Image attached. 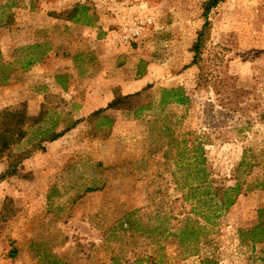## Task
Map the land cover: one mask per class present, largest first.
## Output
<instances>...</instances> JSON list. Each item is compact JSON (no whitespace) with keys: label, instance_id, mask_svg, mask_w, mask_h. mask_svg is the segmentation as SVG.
<instances>
[{"label":"rangeland","instance_id":"rangeland-1","mask_svg":"<svg viewBox=\"0 0 264 264\" xmlns=\"http://www.w3.org/2000/svg\"><path fill=\"white\" fill-rule=\"evenodd\" d=\"M206 1L0 0V112L23 103L30 116L45 112L13 155L80 122L0 181V264H264V243L240 233L264 206V0H223L195 65ZM78 3L95 25L54 15ZM203 72L232 76L257 108L223 111L210 86L199 89ZM147 86L152 110H110L108 137L92 135L89 116L115 90ZM179 87L189 105L158 106L161 89ZM195 136L215 184L247 190L229 211L199 208L181 188L198 180L179 157L194 161ZM15 159L0 161V177ZM186 218L207 234L183 236Z\"/></svg>","mask_w":264,"mask_h":264},{"label":"trees","instance_id":"trees-1","mask_svg":"<svg viewBox=\"0 0 264 264\" xmlns=\"http://www.w3.org/2000/svg\"><path fill=\"white\" fill-rule=\"evenodd\" d=\"M223 0H207L203 6V17L205 23L198 36L197 43L193 49L194 59L193 64H199L201 60L203 45L206 42L209 31L211 28V22L209 17L212 11L217 8ZM90 12V7L85 4L78 3L71 10H66L59 14H54L56 18L65 20L73 23H86V25L93 26L95 21ZM202 72V71H201ZM199 89L211 87L217 95L218 103L223 111L228 109L233 113L239 114L240 116L245 114V111H249V108L256 109V104L251 102L248 104L249 96L243 90L236 87L235 79L227 74L223 78L216 79L215 82L208 81L207 75L203 72L199 78ZM152 86H147L138 92L124 95L119 90H115L114 99L108 104L106 108L100 109L92 113L88 122L93 124L94 133L97 138H107L109 132L113 126V120L107 113L110 110L126 112L134 117H140L146 111L152 110L156 102L152 93ZM191 103L190 97L187 95L184 88H163L160 92L159 105L160 107H166L168 105H189ZM44 110L38 116H30L27 113V105L25 103L13 107L6 108L0 112V161L4 158H16L14 162H11L7 173L0 177V181L4 180L5 177L13 176L16 174L18 165L22 164L25 160L29 159L36 151L41 149L43 143L54 142L63 137L68 131L76 127L80 122L76 121L70 124L69 127L65 128L62 132H47L42 140H39L33 145L31 149L19 154L18 156L13 155V149L21 144L23 140L28 136L30 129L38 126L44 117ZM170 132V129H166ZM203 138L195 136L194 139V151L195 158L193 162L188 164L184 162L185 150L179 153V157L183 161L180 164L183 171L187 175L194 173L197 177V182L191 184L189 181H183L184 185L181 188L187 189V197L193 195L199 208L208 207L212 210V207L216 211H229L237 202L239 197L246 193L244 184L237 181L235 185L230 187L217 186L211 179V175L207 170L206 158L204 154ZM191 170V171H190ZM261 188L264 190V182L261 184ZM187 197H185L187 199ZM191 197V196H190ZM189 197V198H190ZM210 203H214V206ZM197 211V208H194ZM259 224L253 227L251 230H241V236L250 235L254 242L264 243V206L258 210ZM124 223L129 224V229L134 228L135 223L132 222L129 216L123 218ZM123 224V223H122ZM121 224V228L123 225ZM183 228L180 229L184 235L192 234L196 228L199 230V237L207 234L206 227H203L197 221H193L190 218H186L183 221ZM198 237V238H199ZM136 264H142L141 261H137Z\"/></svg>","mask_w":264,"mask_h":264},{"label":"built area","instance_id":"built-area-1","mask_svg":"<svg viewBox=\"0 0 264 264\" xmlns=\"http://www.w3.org/2000/svg\"><path fill=\"white\" fill-rule=\"evenodd\" d=\"M139 31H140V30H136L135 33H134V35H139V34H140Z\"/></svg>","mask_w":264,"mask_h":264}]
</instances>
